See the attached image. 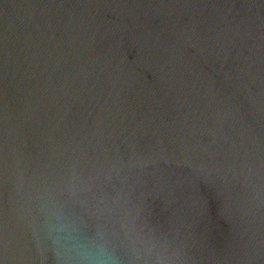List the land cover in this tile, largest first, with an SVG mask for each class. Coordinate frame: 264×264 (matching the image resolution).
I'll list each match as a JSON object with an SVG mask.
<instances>
[{
    "label": "water",
    "instance_id": "95a60500",
    "mask_svg": "<svg viewBox=\"0 0 264 264\" xmlns=\"http://www.w3.org/2000/svg\"><path fill=\"white\" fill-rule=\"evenodd\" d=\"M0 264H264V0H0Z\"/></svg>",
    "mask_w": 264,
    "mask_h": 264
}]
</instances>
